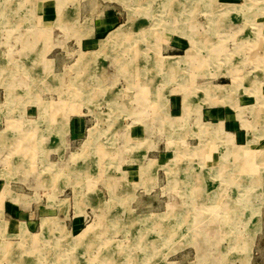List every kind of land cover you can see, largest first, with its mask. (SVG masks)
Returning <instances> with one entry per match:
<instances>
[{"label": "rangeland", "instance_id": "374dc122", "mask_svg": "<svg viewBox=\"0 0 264 264\" xmlns=\"http://www.w3.org/2000/svg\"><path fill=\"white\" fill-rule=\"evenodd\" d=\"M48 1L78 4L79 22L92 2L120 18L98 45L81 47L69 23L77 11L69 20L60 8L44 23L37 0H0V128L20 118L28 134L27 113L37 125L40 112H66V132L70 114L83 119L79 136L49 157L42 143L23 151L18 133L0 145L10 149L7 190L32 194L19 187L25 161L44 176L26 215L0 210V249L9 247L0 264H194L200 223L199 251L214 237L213 259L237 263L241 252L247 264L264 206V0ZM209 107L226 111V128L206 123ZM58 198L81 215L78 232L32 215Z\"/></svg>", "mask_w": 264, "mask_h": 264}, {"label": "crops", "instance_id": "0c3cea01", "mask_svg": "<svg viewBox=\"0 0 264 264\" xmlns=\"http://www.w3.org/2000/svg\"><path fill=\"white\" fill-rule=\"evenodd\" d=\"M37 3H40L37 7L39 10V14L35 13V15L37 18L39 17L42 20V22H44V23H51V22L57 21L58 17H59V9L60 8L62 10H64L65 14L67 15L66 17H68L69 20L71 18H73L72 16H74V15L76 16V11H77V16H76L75 20H73L69 23L70 24L73 23V25L75 23L76 28H78V30L80 31V33L82 35L79 38L81 41L80 42L81 47L84 45L90 46V47H94L96 44L98 45V42L100 40H102L110 31H112L113 27L119 23V18H120L119 13L117 11H115L114 9H112L110 6L102 4V2H99L98 4H95L94 2H92V4H90V5L87 3H83L82 4V7H83L82 8V15L85 19H82V22H79L78 18H77L79 15L78 12H79V7H80L78 4H77L78 10H77V7H75L76 10L72 9L73 10L72 11L70 9L71 8L70 5H62V4L59 5V3L53 2V1L37 0ZM72 8H73V6H72ZM88 15H90V16L87 17ZM85 32H86V34H85ZM107 67H108L107 68V78H108V74L110 71V64L107 63ZM106 83L109 85L108 81H106ZM64 113H66V112H64ZM64 113H62L56 117H53V116L41 117L42 115L40 112L39 117H38L39 121L55 120L57 122L47 123L45 121L43 124H37V125L35 124V121L37 119L32 117V115L27 113L28 119L33 121V124L35 127L32 128L31 130H29L28 134H24V135L20 134V132L18 130V126L20 125V122H22L23 120L20 118H18V120H12L9 117L11 121H10V123H6L9 125L5 126L4 128H0V145L6 146V147H9L10 144L13 145L14 142H12V139L15 136V133H18L20 138L23 136L21 139V145H22L23 151H24V149H27L28 150L27 153H29V154L34 153V152H40L39 150L36 149V147L38 146V144H41V143L45 146V149H44L45 152L44 153L48 152V157H49V154L53 152V150L63 151L65 146H66V142L69 141V139L71 137L79 136L80 131L82 129V125H83V123H82L83 119L82 118L77 117V116H73L72 114H70L68 117L67 132H66L64 129V126H62L61 122H60L62 117H64V115H65ZM204 113L208 119V121L206 123L219 124L221 126V128L224 127V124H225V128H226V126H228L227 122H229L230 119L228 118L229 115H227V113L224 109L219 108V107H217V108L209 107V108L205 109ZM78 116H80V115H78ZM212 120H216L217 122L211 123ZM14 124H16L15 127H13ZM38 125H42V127H39ZM10 126H12V127H10ZM7 130H8V132H6ZM240 130H241V127L235 132V134L240 135V136L243 135L244 133L242 134ZM42 137H44V141L42 140ZM47 138L51 139V143L48 142L49 139H47ZM23 144H25V145H23ZM9 150L10 149H6V151H5V149L4 150L0 149V162H1V159L4 157V155ZM31 156H32V154H31ZM61 156H63V155L61 154ZM8 162L9 161L0 163V210L3 211L4 213H5V211H8V213H11V215H13V216L19 215L20 217H22L23 215H26V213H22L20 210L22 208L25 209L27 207H30L29 205L31 204V202L33 200L38 201V198L36 197V193L41 189V184H43L44 176L42 175L40 170L38 172L36 171L35 166L33 165L34 162L31 161L32 163L31 162L28 163L27 161H25L27 164H25L23 168L25 169V167H26V169L28 170L26 172L28 174H26L27 176L24 175V176L19 177L20 178V179H18L19 183L23 184L22 186H19V187L22 189L23 187L28 186V189L32 192V194H28V195L23 194V193H21L22 190H18L19 192L9 191V190H7V186H9L11 184L12 178H10L4 174V172L6 171V168L3 167ZM14 171H19V170H16V168H14ZM23 171L24 170L22 169L21 172H23ZM31 173H34V174L31 175ZM2 174L5 176L2 177L1 176ZM14 174H15V172L12 173V175H14ZM25 176L26 177L29 176V177H31V179L30 178L28 179ZM1 177L4 180H2ZM31 184H33V186ZM16 195L17 196L19 195V197L22 196L25 198H24V200L19 199L18 197H16ZM33 198H35V199H33ZM58 199L63 200L60 205H57V204L55 206L45 205L44 209H42V210L37 206V207H35V209H33L32 215L34 213H37V215H39V212L42 211V213H40V214L46 215L45 218H49V221L51 219L57 220V216H58V221H57L58 224L63 221V224H66V228H67L68 232H70V233L73 231L78 232L81 229V226H80V221H82L81 215L76 214V215L69 216L68 207H66V204L64 203L65 199H63V198H58ZM32 215L30 214L29 217H31ZM256 216H257L256 217L257 219L254 221L253 224H251L252 227L250 228L252 231L253 227H254L255 234L252 235L253 236L252 244L250 246L249 256L247 255V259H246L247 264H264V206H262L260 208V212ZM38 218H39L38 221H34V222L30 221L28 224H33V226H36V224H38V223L41 224V220L44 217H38ZM23 222H19V224H17V225H20V223H23ZM17 225L11 224V230L15 231V228L17 227ZM200 225L202 228L201 229V237H200V235H196V232H195V234H194L195 238L193 236L195 249L193 250L194 253L192 254V256H191L190 252L188 253L189 261L192 260L194 262V264L195 263H198V264H225L226 262L224 261V259L221 258L220 252H219L218 260L212 258V255L214 252V247L216 245L215 244L216 241L214 240V237H211V240L210 241L208 240L209 245H206L204 247V249L207 248V250H205L204 252L201 250L199 251V247L197 246L198 243L204 242V241L207 242L206 235L202 232L206 231L208 228L207 225L202 226L201 223H200ZM220 230L222 232V225H221ZM218 233H219V230H218ZM199 234H200V232H199ZM236 256L238 257L237 263H234L233 261H231V263H229V264H232V263L241 264V262L244 261V259H245L241 252L240 253L237 252Z\"/></svg>", "mask_w": 264, "mask_h": 264}, {"label": "bare ground", "instance_id": "6f19581e", "mask_svg": "<svg viewBox=\"0 0 264 264\" xmlns=\"http://www.w3.org/2000/svg\"><path fill=\"white\" fill-rule=\"evenodd\" d=\"M123 26H124V25H123ZM120 28H123L122 25L119 26V27L117 28V32H118V33H119V31H120ZM122 33H123V32H122ZM112 34H113V33H111V34L109 35V38H110V37H113ZM123 37H124V36H123ZM150 38H151V36H150ZM113 41H114V40H113ZM113 41H112V42H113ZM125 46H126V45H125ZM125 46H124V48H125ZM127 47H128V46H127ZM125 49H126V48H125ZM117 52H118V50H117ZM121 52H122V51H121ZM122 53H123V52H122ZM106 54H107V53H106ZM111 55H112V54H111ZM114 55H115V54H114ZM186 56H187V55H186ZM113 57H114V56H113ZM119 57H120V56H119ZM119 57H118V58H119ZM116 59H117V58H116ZM118 60H119V59H118ZM120 63H121V62H120ZM120 63H119V64H120ZM119 68H120V67H119ZM169 71H170V70H169ZM116 72H117V71H116ZM78 84H79V83H78ZM78 84H77V85H78ZM79 86H82V85H79ZM81 88H82V87H81ZM81 88H80V89H81ZM15 229H16V228H15ZM26 239H27V238H26ZM8 249H9V247H8V243L5 242V243L3 244V246L1 247V249H0V258H1V257H4V256L6 255ZM10 264H12V263H10Z\"/></svg>", "mask_w": 264, "mask_h": 264}]
</instances>
